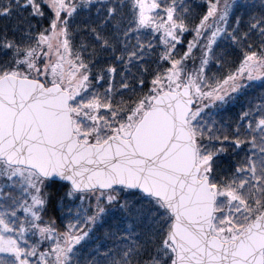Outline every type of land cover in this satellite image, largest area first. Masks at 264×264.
Wrapping results in <instances>:
<instances>
[{
  "label": "trees",
  "instance_id": "1",
  "mask_svg": "<svg viewBox=\"0 0 264 264\" xmlns=\"http://www.w3.org/2000/svg\"><path fill=\"white\" fill-rule=\"evenodd\" d=\"M56 1L68 58L82 72L69 108L84 142L126 132L150 99L176 89L184 74L208 92L234 78L248 57L264 62V0H155L143 19L137 0ZM227 1L224 14L207 17L215 3ZM54 22L47 0H0V76L37 78L41 37ZM192 96L187 125L196 156L208 159L203 172L215 195L212 228L231 239L264 211V75L219 99ZM10 169L17 168L0 161V172ZM32 174L42 200L35 225L52 229L60 248L17 215L15 224L28 231L17 241L21 255L6 264H173L170 216L157 200L120 187L75 193ZM15 192L0 188V206L11 214H19L14 206L22 196ZM65 235L72 236L68 246Z\"/></svg>",
  "mask_w": 264,
  "mask_h": 264
},
{
  "label": "water",
  "instance_id": "2",
  "mask_svg": "<svg viewBox=\"0 0 264 264\" xmlns=\"http://www.w3.org/2000/svg\"><path fill=\"white\" fill-rule=\"evenodd\" d=\"M68 104L58 84L0 76V160L74 192L121 187L156 199L170 216L174 264L264 263V211L234 239L210 232L214 194L187 128L194 99L186 75L178 89L151 98L127 137L78 141Z\"/></svg>",
  "mask_w": 264,
  "mask_h": 264
},
{
  "label": "rangeland",
  "instance_id": "3",
  "mask_svg": "<svg viewBox=\"0 0 264 264\" xmlns=\"http://www.w3.org/2000/svg\"><path fill=\"white\" fill-rule=\"evenodd\" d=\"M47 1L55 13V22L49 31L41 37L43 64L40 69L41 72L37 78L41 82H43V78L53 80L51 83H57L70 94H75L82 82V72L80 68L68 58L65 34L63 29L57 23V15L63 7L62 4L56 0ZM137 1L141 19L147 18L148 16L150 17L151 12L155 9V0ZM230 1L215 3L214 6H212L207 12V17H213L216 14V11L219 12L223 10L222 14H224L226 8L230 4ZM35 71L37 70L35 69ZM262 75H264V62L258 61L256 58L250 56L245 59L242 67L238 70L237 75L234 78L225 80L219 85L213 87V89H210L208 92H201L200 88L196 84H190V86L191 91H195L199 98L205 95L209 99H219L228 92L237 89L241 85L242 81L245 83L250 80L258 79ZM177 76L178 74L175 73L171 77L175 80ZM181 83H179V85ZM132 126L129 127L126 132L118 135L126 137L132 129ZM196 163L200 167V175L205 176L203 171L208 167V159L201 156L196 157ZM1 186L10 188V190H15L16 195L22 197L20 198L19 203L14 206L16 210L19 209V214H11L12 212H8L0 206V263L4 262L6 264L10 258L13 257L14 260L22 253L19 249L17 241H22V235H25L28 230L24 227L23 223L18 225L15 224L18 217L17 215H20V217H22L21 221H24L27 224L32 220V225L30 223L29 224L34 227L39 235L38 237L49 240L53 243L55 249L58 250L57 248H60V245L56 248L59 241L56 233L52 229L50 230L49 227L35 225L36 221L39 219L38 211L42 200L38 195L39 186L35 184L32 172L30 170H21L18 168L0 172V188ZM224 221L225 219L221 223ZM220 227L222 229L225 228L222 225H220ZM220 227L218 226L217 230H220ZM227 229L228 227L225 228V230ZM211 233L219 237L216 229H213L212 226ZM238 233H235L234 237ZM220 239L227 240L226 238ZM62 241H64L68 246L72 242V236L65 235L62 237ZM55 249H53L54 253ZM59 255H61V252H58L57 257Z\"/></svg>",
  "mask_w": 264,
  "mask_h": 264
}]
</instances>
